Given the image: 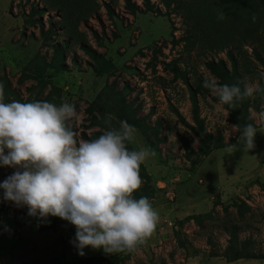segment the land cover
I'll use <instances>...</instances> for the list:
<instances>
[{"label": "rangeland", "instance_id": "374dc122", "mask_svg": "<svg viewBox=\"0 0 264 264\" xmlns=\"http://www.w3.org/2000/svg\"><path fill=\"white\" fill-rule=\"evenodd\" d=\"M150 1L153 9L144 11L142 0H131L138 5L133 14L124 0H98L99 9L78 26L84 39L68 41L60 11L47 9L30 16L31 6H45L42 0H0L4 102L74 104L77 117L66 124L78 141H88L82 134L100 136L110 130L105 123L109 118L115 128L120 121L132 125L135 118L142 119L127 147L148 148L155 155L141 164L142 185L133 197H147L160 217L154 234L135 251L107 254L89 246L81 256L71 243L76 234L71 222L29 216L27 206L5 200L0 188V264H264L262 258L228 261L237 253H264V120L260 118L264 91L254 92L246 104L235 101L231 108L242 124L249 115L257 128L255 147L245 151L237 142L242 131L230 122V109L202 86L206 77L219 85H237L238 76L243 90L264 88V13L258 20L257 43L228 47L236 60L234 73L228 48L210 50L200 24L189 19L184 8L174 10L160 0ZM49 25L55 31L51 40L42 35ZM80 43L106 62L90 58ZM55 46L64 49L62 66L40 71L42 59L49 62ZM220 58L229 72L223 82L206 67L208 61ZM94 68H100V74ZM125 103L129 107L120 118ZM188 125L196 127L199 136ZM217 132L225 144L218 149L208 138ZM17 170L0 165V184ZM192 179L197 182L194 190ZM180 183L178 197L170 189ZM187 215L196 218L185 220Z\"/></svg>", "mask_w": 264, "mask_h": 264}, {"label": "clouds", "instance_id": "9594fccd", "mask_svg": "<svg viewBox=\"0 0 264 264\" xmlns=\"http://www.w3.org/2000/svg\"><path fill=\"white\" fill-rule=\"evenodd\" d=\"M202 86L232 107L264 91L259 85L242 91L207 77ZM76 117L75 105L68 102L5 103L0 83V165L19 169L0 184L4 199L27 206L29 216L71 222L76 227L71 243L81 256L89 246L107 254L135 251L151 238L160 219L147 197H133L142 185L140 166L155 153L129 150L136 128L127 121L111 127L110 118L105 120L110 130L99 138L78 141L66 124ZM256 133L252 124L243 128L237 142L245 151L255 147Z\"/></svg>", "mask_w": 264, "mask_h": 264}, {"label": "trees", "instance_id": "16d2710c", "mask_svg": "<svg viewBox=\"0 0 264 264\" xmlns=\"http://www.w3.org/2000/svg\"><path fill=\"white\" fill-rule=\"evenodd\" d=\"M98 0H42L44 3V7H38L33 5L30 7L29 14L30 16H35L37 14L42 15L47 9L58 10L60 11V25L63 31V35L69 39L68 41L73 39L75 41H79L84 39V34L78 29L79 24L87 20L88 17L95 13L99 9ZM113 2H117L118 0H112ZM164 6L167 8L170 5H173L174 10L184 8L187 16L192 21L200 24V29L203 31L206 39V44L208 45L210 50H224L231 46L232 44L239 45L243 42H252L257 43L259 41V27L260 24L258 22L259 18L264 13V0H160ZM125 7L128 11L133 14L138 9V5H135L131 0H124ZM142 5L144 11H150L153 9V3L150 0H142ZM186 6V7H185ZM108 15L111 16L113 14L112 8L108 3L104 4ZM159 11V10H158ZM223 13V19H220V14ZM255 17V20H253ZM36 21H40V18L35 19ZM55 34L53 27L51 25L42 32V35L45 39L51 40V36ZM80 48L83 52L88 55L93 60L95 57L99 59H104L103 56L98 55L95 51H93L90 47L83 45L80 43ZM64 49L59 46L54 47V54L52 55L49 62L42 59L41 64L39 65V70L43 71L45 66L52 67H61L62 60L64 59ZM58 55V56H57ZM226 56L232 63V69L237 70L236 60L234 58L233 52L231 48L226 49ZM258 56V55H257ZM104 62L105 59H104ZM206 67L209 69L211 73L220 78V81H226L228 77V70L225 68V63L223 59H218L217 61L210 60L206 63ZM94 71L97 74H100V68H94ZM237 86L242 88V84L240 83V78L237 76ZM45 86V82L41 84L40 89ZM243 91V88H242ZM219 100V97H216ZM248 98L245 97L242 99L244 104L248 103ZM48 99V95L44 98V100ZM225 108L230 109V122L239 126V132L243 131V128L247 124H252L254 127L255 123L251 119V117L245 116V119L248 120L244 124L238 119L236 114L231 110L232 106L225 105ZM129 107V103H125L123 105V109L119 112L118 117L122 118L125 115V109ZM92 106L89 107V111ZM234 108V107H233ZM195 110V109H194ZM244 113L247 111L245 107H243ZM135 112V108L132 110V113ZM196 111L193 112V119L196 121ZM247 113V112H246ZM95 119V118H94ZM142 119L135 118L132 122L134 127ZM95 124L98 122L95 120ZM197 136H199V130L196 127L188 125ZM85 139L88 141L99 138V133H94L91 137H87L82 134ZM97 137V138H96ZM214 142L213 146L218 149L223 146L224 139L223 135L220 132H217L216 136L208 135V138ZM194 183H191L193 186V190L195 187L197 188L196 179H193ZM191 180V181H193ZM197 192V190L195 191ZM239 214L241 211L239 210ZM54 221L56 217L50 216ZM196 218V215H187L186 219ZM44 220H41V223H44ZM52 224H49L46 228L51 229ZM234 254V252H233ZM234 257L229 259L228 261H233L239 258H262L264 259L263 254H255L251 252L246 253H237L233 255ZM85 260H101V257H83ZM25 264H38V262H29Z\"/></svg>", "mask_w": 264, "mask_h": 264}, {"label": "crops", "instance_id": "0c3cea01", "mask_svg": "<svg viewBox=\"0 0 264 264\" xmlns=\"http://www.w3.org/2000/svg\"><path fill=\"white\" fill-rule=\"evenodd\" d=\"M193 180V179H192ZM182 182H184V181H182ZM158 183V182H157ZM160 183H161V180H160ZM184 185H186V184H184ZM183 185V186H184ZM157 188V187H156ZM212 188H215V186L213 187V186H211V189ZM180 189H181V183H180V186H177V188L174 190V189H170V191H171V193H176L177 194V196L178 197H180ZM197 193V192H196ZM251 259H253V258H251Z\"/></svg>", "mask_w": 264, "mask_h": 264}]
</instances>
